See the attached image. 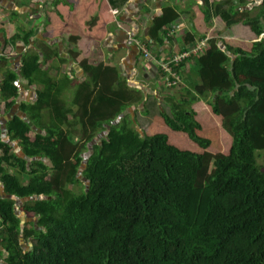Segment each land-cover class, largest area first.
Here are the masks:
<instances>
[{
	"label": "trees",
	"instance_id": "16d2710c",
	"mask_svg": "<svg viewBox=\"0 0 264 264\" xmlns=\"http://www.w3.org/2000/svg\"><path fill=\"white\" fill-rule=\"evenodd\" d=\"M203 2L206 27L221 16L227 28L243 24L259 40L213 39L204 55L176 67L194 66L189 96L173 98L148 132L129 118L113 124L144 103L142 93L123 82L97 92L96 80L77 99L84 101L81 139L63 121L33 141L31 124H9L25 158L0 136V179L9 196L37 198L24 206L37 223L22 231L15 201L0 200V264H264V0L252 11L250 0H221L212 9ZM180 16L170 6L154 21L157 46L170 40ZM39 70L36 56L25 57L23 77L33 80ZM16 81L10 75L0 83L3 101L18 97ZM58 98L55 86L46 89L33 111L58 106ZM84 183L80 195L68 190Z\"/></svg>",
	"mask_w": 264,
	"mask_h": 264
},
{
	"label": "crops",
	"instance_id": "0c3cea01",
	"mask_svg": "<svg viewBox=\"0 0 264 264\" xmlns=\"http://www.w3.org/2000/svg\"><path fill=\"white\" fill-rule=\"evenodd\" d=\"M203 1L0 0V83L10 75H16L15 85L18 88V97L13 104L10 100L3 101L0 92L2 141L9 144L16 155L25 158L20 142L11 139L9 124L15 119L31 124L32 131L28 137L32 141L37 136H45V128L51 126L52 129L54 122L59 124V121L65 123L63 130H68L76 139H81L83 133L77 123L80 121L78 112L84 101L78 104L77 99L81 94L84 97L94 89V80L99 82L97 92L102 87L118 89L120 82L126 83L131 90L141 92L145 98L144 103L129 107L113 124L118 125L124 118H129L133 123H138V131L148 132L160 113L170 110L173 98L177 102L188 95L185 89L189 87L188 76L194 66L188 64L182 75L179 70L181 83L178 87L170 88L165 85L167 74L158 64L147 62L131 41H139L144 45L145 41L152 43L158 62H168L174 55L194 47L205 36L212 40H259L243 24L227 28L221 16H213L212 26L206 27L199 9L204 5ZM207 2L212 9L213 3L221 0ZM170 6L179 7L181 16L169 30L178 27L180 30L169 41L168 38L165 39L164 45L160 47L152 40L150 33L154 21ZM114 10L118 11V16L112 14ZM213 11L214 9L212 13ZM249 11L252 9L249 8ZM263 38L264 35L261 39ZM31 54L38 58L40 67L33 80L22 75L24 59ZM192 77L195 81L198 80L195 75ZM54 86L56 94H59L58 106L55 105L56 107L42 114L34 112L33 108L38 104L40 95ZM73 95H76L75 102ZM36 119L38 120L34 122ZM142 119L149 122L147 131L139 128V125L142 127ZM109 130L110 127H106L94 143L90 144L89 149L100 144ZM34 162L29 159L28 165ZM44 163L52 168L50 160L46 159ZM26 179L24 178L25 182ZM2 199L15 201V213L20 219L22 231L30 224L37 223V218L27 214L24 207L27 202L37 201V198L18 199L9 196L0 179V200ZM1 242L0 239V249ZM21 243L24 248L31 246L30 241H25L23 236Z\"/></svg>",
	"mask_w": 264,
	"mask_h": 264
},
{
	"label": "built area",
	"instance_id": "2783aa9c",
	"mask_svg": "<svg viewBox=\"0 0 264 264\" xmlns=\"http://www.w3.org/2000/svg\"><path fill=\"white\" fill-rule=\"evenodd\" d=\"M112 14L114 16H118V11L114 10L112 11ZM180 30V28H172L169 32L168 37H171L175 33H177ZM209 41L210 39H204L202 41H199L194 47L190 48L186 52H182L178 55H174L169 59L168 62H158L157 57L155 56V52L152 48H148L146 45L142 44L139 41H131L132 45H135L138 50L140 51L142 57L149 62L150 64L156 63L158 64L162 71L167 74L168 78L165 80V85L170 88L178 87L181 83V77L178 72L175 71L176 67H179V65H182L184 62H187L191 60L193 57H199L206 53V51L209 49ZM188 66V64H187ZM187 68V67H186ZM186 68L182 71V74L186 72ZM181 74V75H182Z\"/></svg>",
	"mask_w": 264,
	"mask_h": 264
},
{
	"label": "rangeland",
	"instance_id": "374dc122",
	"mask_svg": "<svg viewBox=\"0 0 264 264\" xmlns=\"http://www.w3.org/2000/svg\"><path fill=\"white\" fill-rule=\"evenodd\" d=\"M251 2H252L251 5L248 7L250 9L258 7L261 4L260 0H251ZM88 79H90V78H88ZM72 98H73V100L75 102L76 101V95H73ZM204 115H205V113H204ZM141 125H142V127L139 125V128L141 130H143V129H145V131L148 130L149 126H147V125H149V122H147V120L142 119L141 120ZM90 150L91 151H89V153L87 154L88 157L91 155V153H93V149H90ZM258 162H259L260 166L262 167V169L264 170V153H262L260 155V157L258 159ZM86 187H87V185L84 183L83 185L79 184V185L70 186L69 189L72 190L73 192H75V194L80 195L83 191H86ZM24 243L25 242H23V244ZM25 249L28 250L29 248H25Z\"/></svg>",
	"mask_w": 264,
	"mask_h": 264
},
{
	"label": "clouds",
	"instance_id": "9594fccd",
	"mask_svg": "<svg viewBox=\"0 0 264 264\" xmlns=\"http://www.w3.org/2000/svg\"><path fill=\"white\" fill-rule=\"evenodd\" d=\"M204 40V39H203ZM210 40H212V39H210ZM202 41V40H201Z\"/></svg>",
	"mask_w": 264,
	"mask_h": 264
}]
</instances>
